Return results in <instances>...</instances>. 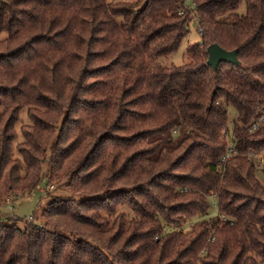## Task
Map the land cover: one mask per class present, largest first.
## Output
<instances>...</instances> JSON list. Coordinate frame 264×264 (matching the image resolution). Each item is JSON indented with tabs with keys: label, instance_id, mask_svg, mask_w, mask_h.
<instances>
[{
	"label": "trees",
	"instance_id": "obj_1",
	"mask_svg": "<svg viewBox=\"0 0 264 264\" xmlns=\"http://www.w3.org/2000/svg\"><path fill=\"white\" fill-rule=\"evenodd\" d=\"M189 4L0 0V206L44 164L71 190L0 216V264H264V0Z\"/></svg>",
	"mask_w": 264,
	"mask_h": 264
},
{
	"label": "rangeland",
	"instance_id": "obj_2",
	"mask_svg": "<svg viewBox=\"0 0 264 264\" xmlns=\"http://www.w3.org/2000/svg\"><path fill=\"white\" fill-rule=\"evenodd\" d=\"M3 35L4 33H0V36ZM198 39L199 34L196 30V24L193 20H191L188 25L187 34L181 39L177 49L171 53L165 61L169 60L177 64L181 63L186 45L188 43L195 42ZM234 115V110L229 107L227 110L228 127H230L231 120ZM25 122H28V118L26 116V111L22 110L16 128L18 129L19 124ZM18 139H20V135H18ZM43 174L45 176L36 189L23 195H20L19 193V195L14 198L9 197L8 203L11 205V207L9 209L7 203H3L0 206V216L6 220L8 219V221L12 218H16L17 225L22 227L23 225L29 223V221L25 220L26 216L33 215V220L30 222L35 221L36 223L43 225L44 221L46 220V217L41 214V209L43 206L46 205L50 200H54L55 198L59 199L71 194V190L68 187L63 186L62 182H59L56 178H51L50 175L47 174L45 170V164L43 167ZM257 174L259 179L264 181V175L261 172H258ZM49 185H52V187H49ZM42 191H45L46 194H42ZM215 211L216 209L213 207L212 212L215 213Z\"/></svg>",
	"mask_w": 264,
	"mask_h": 264
},
{
	"label": "water",
	"instance_id": "obj_3",
	"mask_svg": "<svg viewBox=\"0 0 264 264\" xmlns=\"http://www.w3.org/2000/svg\"><path fill=\"white\" fill-rule=\"evenodd\" d=\"M206 51V64L212 69H216L220 62H229L232 64L239 63L236 49H225L217 43H212L207 46Z\"/></svg>",
	"mask_w": 264,
	"mask_h": 264
},
{
	"label": "built area",
	"instance_id": "obj_4",
	"mask_svg": "<svg viewBox=\"0 0 264 264\" xmlns=\"http://www.w3.org/2000/svg\"><path fill=\"white\" fill-rule=\"evenodd\" d=\"M184 4L186 5V8L188 6H190L189 0H184ZM194 19L196 20L195 17H194ZM196 30L199 32L200 28L197 26ZM261 122H264V111L258 117H256V119L251 123V128H255ZM233 148H234L233 147V140L230 139L229 142L227 143L226 147H225V153L221 156L220 160L224 162L226 159H228L233 152ZM49 187H52V185H49ZM42 194H46V192L42 191ZM6 200H7V202H5V203H7L8 207L10 209L11 205L8 203L9 197ZM211 206L214 207L215 203L212 202ZM12 217H9V218H12ZM25 220H27V221L33 220V215L26 216Z\"/></svg>",
	"mask_w": 264,
	"mask_h": 264
}]
</instances>
